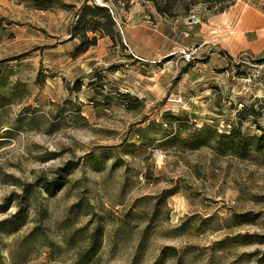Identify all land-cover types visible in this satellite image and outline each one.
<instances>
[{"label": "rangeland", "instance_id": "374dc122", "mask_svg": "<svg viewBox=\"0 0 264 264\" xmlns=\"http://www.w3.org/2000/svg\"><path fill=\"white\" fill-rule=\"evenodd\" d=\"M97 1L0 0V225L15 221L0 226L5 262L77 264L99 229L85 264H264V160L162 135L166 112L187 113L190 132H226L242 106L264 129V0H248L252 14L241 5L243 20L226 13L237 0L223 12L214 0H154L162 13L111 4L119 38L75 56L69 33ZM118 94L143 106L129 112ZM243 214L255 220L238 226Z\"/></svg>", "mask_w": 264, "mask_h": 264}, {"label": "trees", "instance_id": "16d2710c", "mask_svg": "<svg viewBox=\"0 0 264 264\" xmlns=\"http://www.w3.org/2000/svg\"><path fill=\"white\" fill-rule=\"evenodd\" d=\"M132 0H102V4L110 6L111 4L122 3L128 5ZM155 4L154 0H147ZM209 1V0H208ZM219 5L220 12L236 0H214ZM155 7L156 4H155ZM159 13L162 11L157 7ZM70 41H77L78 47L75 56L86 53L90 48L97 45L99 38L108 37L118 39L119 35L116 29V23L109 9L99 6L94 2H85L78 11L74 25L69 33ZM117 99L122 102L129 112L138 111L143 104L139 100L132 98L129 94H118ZM258 101V100H257ZM255 125L257 133L247 135L242 131V126L247 121ZM163 126L168 129L162 130V135L167 139V143H175L184 150L198 151L201 149H210L219 157L230 156L239 160H247L253 157L264 160V129L257 124V117L253 114L252 106H242L236 114V123L230 126L229 131L220 132L215 126L202 125L197 130L190 132L193 128V119L189 118L187 113L173 115L166 112L162 115ZM186 135L183 137V135ZM255 217L250 214L237 216L238 226L245 223H252ZM15 221L1 223L0 226L10 229ZM20 225L16 226L17 230ZM35 234V233H34ZM30 235L31 239L36 236ZM34 235V236H33ZM41 234H37V236ZM33 238V239H34ZM246 238H242L244 241ZM259 240L264 241V235L259 236ZM248 243V242H245ZM244 243V244H245ZM101 249V233L99 229L93 231L89 236L88 246L85 252L79 256L77 264H85L86 261L93 259ZM170 250L164 253H170ZM0 264H7L0 250Z\"/></svg>", "mask_w": 264, "mask_h": 264}, {"label": "crops", "instance_id": "0c3cea01", "mask_svg": "<svg viewBox=\"0 0 264 264\" xmlns=\"http://www.w3.org/2000/svg\"><path fill=\"white\" fill-rule=\"evenodd\" d=\"M248 4H249L248 0H243L242 3H241V0H237V5H234L233 7H231V10L226 11V13H228L229 16L231 14L232 18L235 17L236 15H237V17H239V15H240L239 7L241 5L244 6V8H242V10L245 11L247 14L254 13V11L252 9H249ZM240 16H242L240 19L243 20L244 13H242ZM247 24H249L248 19H247ZM251 25H253V24H251Z\"/></svg>", "mask_w": 264, "mask_h": 264}, {"label": "built area", "instance_id": "2783aa9c", "mask_svg": "<svg viewBox=\"0 0 264 264\" xmlns=\"http://www.w3.org/2000/svg\"><path fill=\"white\" fill-rule=\"evenodd\" d=\"M96 4L99 5V6L107 7V8L109 9L110 14L113 16V11H112V8H111L110 6H105L104 4H102L101 1H97ZM114 21H115V23L117 24L115 18H114ZM181 102H182V101H181L180 98H179V99H173V103H175V104H180ZM154 157H155V159H156V161H157L158 163L161 162L162 159H163V155H162L161 152H159V151H155V152H154Z\"/></svg>", "mask_w": 264, "mask_h": 264}]
</instances>
